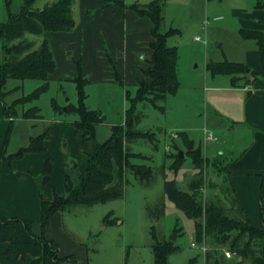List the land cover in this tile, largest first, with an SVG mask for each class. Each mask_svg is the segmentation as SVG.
Wrapping results in <instances>:
<instances>
[{
    "label": "rangeland",
    "instance_id": "1",
    "mask_svg": "<svg viewBox=\"0 0 264 264\" xmlns=\"http://www.w3.org/2000/svg\"><path fill=\"white\" fill-rule=\"evenodd\" d=\"M9 1L13 11H17L23 4V0ZM56 1L36 0L33 7L42 9ZM140 1L145 4L153 0ZM124 2L126 5L137 3L136 0H124ZM249 3L251 0L246 2L240 0L166 1L161 31L177 29L175 35L168 38L167 44L177 48L176 65L179 71L180 88L175 95L167 96L165 102L161 104L164 106L163 112L149 105H138L144 117L136 129L148 133L151 139H138L131 144L135 157L130 159V164L136 167L152 168L153 179L150 183H141L126 171L127 184L124 185L121 199L91 207L76 206L66 209L64 233L73 242L69 241L65 244V241L60 240L61 244L58 246L63 248L62 253H65V256L75 257L80 264H155L150 234L153 230L160 241L172 242L174 246H177V250L168 257L167 264H209V261L215 258L216 252L222 254L218 257L221 264H236V261L249 264L248 260L242 261L236 253L232 252L228 245H216L212 238L202 242L206 246V252H202L201 243L197 241L198 239L196 240L195 222L188 219L167 199L163 189L165 175L166 179L175 180L176 187L180 191L188 192L191 178L198 173L192 164V156L187 150L186 140L180 133H175L178 132L174 128L175 125L182 123L195 140L196 146L201 147L203 156L207 158L204 160L202 171L204 183L197 193L201 203L228 207L224 198L225 194L230 192L228 185L225 184L227 165L213 158H217L219 152L227 147L226 143L231 135L227 132L229 128L225 124L223 112L226 111L227 106L232 107L237 98L234 93L212 89L211 75L207 72L206 66L211 62H222L225 57L236 58L237 43L241 39L237 33L238 19L234 15L231 16V13L233 9L243 6L245 8ZM81 6L80 0H73L71 6L75 22L73 31L84 30ZM4 8L5 0H0V9L4 10ZM90 11L87 8L84 13ZM95 14L96 11H92L88 16L89 20L96 19ZM221 15L223 18H218ZM196 36L200 37V42L194 41ZM43 39H45L44 35L25 33L22 41L32 44V50H36ZM55 45L50 39L49 46L59 66L58 76L62 80H52L47 91L26 107L37 106L46 122L55 117L64 122L76 121L77 116L65 113L64 109L67 105H77L76 84L72 79L76 75L74 60L80 57L89 80L84 87L87 95L85 105L90 110L100 112L105 119L98 129H107L110 132L111 126L122 124L124 112L129 107L125 91L128 90L130 97H134L135 86L128 84L122 88L109 78L105 79L107 70L103 68L104 65H101L104 74L101 70L100 73L92 72L90 59L84 46L82 49H63V55L59 45ZM3 56L4 53L0 48V61ZM22 83L20 88L12 91L19 82L14 80L7 82L5 91L12 92L4 97L5 104L10 105L15 99L30 94L42 84L37 80H27ZM54 103L58 106L57 111L54 110ZM21 113L19 112L18 115ZM29 116L35 119L34 113ZM203 127L212 132L218 140L217 143L204 141ZM103 135L100 130L97 138L105 139ZM179 137L183 144L176 143ZM180 151L183 153V163L180 169L174 172L172 168ZM80 171L76 170V175H79L77 179L74 178L75 173L72 174L73 181L69 178L75 187L80 186L85 174V171ZM222 187L224 190L221 189ZM225 210L230 217L233 215L230 209L225 208ZM191 243H195L197 248H191ZM226 251L230 253V259L225 257ZM3 260L0 253V264H4Z\"/></svg>",
    "mask_w": 264,
    "mask_h": 264
},
{
    "label": "trees",
    "instance_id": "2",
    "mask_svg": "<svg viewBox=\"0 0 264 264\" xmlns=\"http://www.w3.org/2000/svg\"><path fill=\"white\" fill-rule=\"evenodd\" d=\"M36 0H23L22 6L13 11L11 2L5 0L6 18L0 29V48L4 56L0 61V102L3 105L5 117H17L32 119L29 115L34 113V118L41 117L38 108L33 107L23 111L20 115L18 107L39 99L48 89L51 74L56 69L53 53L47 39H43L40 47L32 50V44L25 43L22 38L25 33L41 36L45 33H69L73 30L75 22L72 17V0H58L42 9H35ZM167 0H154L147 5L133 4L129 9L140 17H147L153 28L150 43L151 57L148 67L142 71V76L135 83V96L130 97L126 91L125 97L129 107L124 114V122L111 126V135L103 143H96V151L93 156H88L85 163V174L79 187H75L68 176H65V195L54 196L51 202H41V228L44 229L51 217L71 207H91L103 204L123 197L124 185L127 184L125 172L128 171L141 183H150L153 179L152 168L136 167L130 164V159L135 157L131 144L138 139L150 140L148 133L136 129L144 115L138 109V105H149L155 109L164 111L166 97L175 95L180 87L179 71L176 65L177 48L168 46L167 40L175 35L176 29L162 32L164 23V8ZM116 6L120 5L115 3ZM256 8L264 10L263 0H257ZM243 39L256 42L261 59L264 62V32L255 30H239ZM17 41V43H15ZM115 80L120 87H125L124 80L116 71L114 62L107 55ZM77 76L72 81L76 84L77 105H67L65 113L77 116V120L71 122L74 135L83 141H95V129L104 123L105 119L100 112L90 110L85 105L87 95L84 87L88 80L84 78L80 62H76ZM206 70L212 76H230L239 79L240 76H253L256 74L243 64L208 63ZM264 78V75H263ZM9 80L26 81L37 80L43 84L32 93L15 99L10 105L4 103V97L12 91H5ZM54 110L58 107L54 104ZM48 134L45 129L43 134L31 140L27 148L20 149L11 158L21 157L25 153L42 152L43 142ZM187 147H193V142L186 140ZM192 156V164L198 170L194 179L188 185V192L180 191L176 187L175 180H168L164 175L163 189L167 199L182 211L188 219L195 222L196 240L199 243L212 238L216 245H228L229 249L236 253L249 264H264V216L262 214V226L255 229L249 225V218L239 205L233 194L227 192L225 197L230 204V217L224 208L208 203L203 205L198 197V190L204 183L203 163L199 149L188 150ZM138 157V156H136ZM183 161L177 159L172 170L177 172ZM52 162L46 160L43 165L44 181L51 171ZM127 173V172H126ZM224 190V188H221ZM264 198V176L261 177L260 201ZM262 212V211H261ZM152 238L151 249L154 254L155 264H167L168 257L177 250L172 242L160 241L155 231L150 232ZM6 244L4 256L6 259L17 258L24 261L27 257L33 259L32 264H80L73 256H63L57 243L46 239L43 235L33 232L32 223L21 218L6 219L0 216V244ZM209 264H221L219 252ZM236 264H242L237 262Z\"/></svg>",
    "mask_w": 264,
    "mask_h": 264
},
{
    "label": "crops",
    "instance_id": "3",
    "mask_svg": "<svg viewBox=\"0 0 264 264\" xmlns=\"http://www.w3.org/2000/svg\"><path fill=\"white\" fill-rule=\"evenodd\" d=\"M136 1L135 4L139 5L150 3L142 4L140 0ZM240 1L246 2L247 0ZM80 3L82 5L81 17L85 23L84 30H72L69 33H45V39L48 42L51 39L52 43L56 44L55 46L59 45L63 55V49H82L84 46L90 59L92 72L100 73L104 68L107 70V76L104 78H109L118 85L114 70L107 58L108 55L126 86L128 84L135 86L136 81L142 76V71L148 67L147 62L151 57L150 43L153 41L151 21L145 16H138L129 9L131 5H126L124 0H80ZM115 3L120 5L116 6ZM256 3L257 0H251V3L246 5L247 7L243 6L232 10L231 16L234 15L238 19L237 33L239 36L241 29L264 32V10L256 8ZM87 8L91 11L84 13ZM92 11H96L94 15L96 19L93 21L88 18ZM5 18V8L4 10L0 9V29ZM218 18L221 19L223 16ZM240 39L237 43L236 58L225 57L224 61L243 64L258 78L253 79L251 75L240 76L239 79L233 80L230 76H212L210 74L212 89L234 93L237 98L232 107L229 105L226 107V111H222L225 116V124L229 128L227 132L231 136L226 143L227 147L223 148L219 152V156L213 159L226 163L227 180L224 183L228 185L231 193L248 215L249 225L260 229L262 214L264 216V198L261 201L259 199L261 177L264 176V62L255 41L243 39L241 36ZM77 61L80 62L83 76L87 79L81 58L74 60V62ZM101 65L105 67L102 68ZM59 71V66L56 64L48 87L52 80H62L58 76ZM77 74L76 67L74 78ZM17 82L19 84L12 90H17L23 85L21 81ZM33 102L18 107V112L33 107L38 108L37 106L26 107ZM216 114L218 115V113ZM71 122L73 121L64 122L57 117L46 122L42 116L39 119L8 118L5 117L3 105L0 102V216L6 219L17 217L29 220L36 235H43L58 245L61 244V239L62 242L65 241V244L69 241L73 242L64 233L65 211L55 213L48 225L42 229L41 202H51L55 195H65V176H68L71 181L74 178L77 179L79 175H76V170L78 172L85 170V161L88 156L95 154L96 143H103L111 135V130L109 132L107 129H100L105 139H98L100 130L97 126L95 141H83L74 135ZM178 124L174 127L178 130L175 133H180L183 139L192 141L193 148L199 149L201 157L206 160L201 147L196 146L195 140L187 129L185 130L184 125ZM45 129L48 130V134L43 142L42 152H30L21 157L11 158L20 149L27 148L31 140L42 135ZM204 130H206L205 127H203V132ZM176 143L183 144L181 137L177 139ZM46 160H51L52 166L47 181H44L43 165ZM73 173H75L74 178L72 177ZM193 179L194 177L191 178V181ZM224 198L228 207L222 208L229 210V201L225 196ZM5 249L6 244L1 243L0 253L3 256L4 264H32L33 259L30 257L24 261L17 258L6 259ZM62 249L61 247L60 253L65 256Z\"/></svg>",
    "mask_w": 264,
    "mask_h": 264
},
{
    "label": "built area",
    "instance_id": "4",
    "mask_svg": "<svg viewBox=\"0 0 264 264\" xmlns=\"http://www.w3.org/2000/svg\"><path fill=\"white\" fill-rule=\"evenodd\" d=\"M194 41L200 42L201 39H200L199 36H196V37H194ZM203 138H204V141L205 142H211V143H217L218 142L217 138L211 132H209L207 130H204V132H203ZM190 246H191V248H197V245L195 243H191ZM200 249H201L202 252H206V246H205L204 243H201ZM224 255H225V257L227 259H230L231 258L230 253L227 252V251L224 252Z\"/></svg>",
    "mask_w": 264,
    "mask_h": 264
},
{
    "label": "water",
    "instance_id": "5",
    "mask_svg": "<svg viewBox=\"0 0 264 264\" xmlns=\"http://www.w3.org/2000/svg\"><path fill=\"white\" fill-rule=\"evenodd\" d=\"M192 149V147L191 146H189V147H187V150H191ZM178 159H182L183 158V153L180 151V152H178Z\"/></svg>",
    "mask_w": 264,
    "mask_h": 264
}]
</instances>
